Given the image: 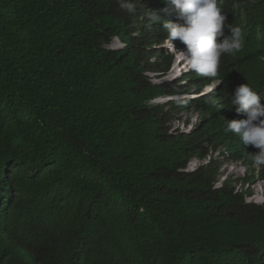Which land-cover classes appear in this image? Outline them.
<instances>
[{"label": "trees", "instance_id": "1", "mask_svg": "<svg viewBox=\"0 0 264 264\" xmlns=\"http://www.w3.org/2000/svg\"><path fill=\"white\" fill-rule=\"evenodd\" d=\"M131 2L0 0V264H264V203L216 187L214 160L182 170L206 142L244 155L228 94L252 68L222 56L220 105L151 104L173 87L145 75L150 0ZM192 107L196 129L170 131Z\"/></svg>", "mask_w": 264, "mask_h": 264}, {"label": "clouds", "instance_id": "2", "mask_svg": "<svg viewBox=\"0 0 264 264\" xmlns=\"http://www.w3.org/2000/svg\"><path fill=\"white\" fill-rule=\"evenodd\" d=\"M153 1L143 4L144 9L149 7L146 15L152 23H146L142 28L135 30L133 36L138 38L146 30L153 32L154 38L145 37L143 46L149 53L145 59L146 63L156 69L145 70V75L151 83H169L173 89L171 92L152 98L151 104H162L167 106V109H171L170 103L190 104L196 99L210 97L208 102L220 105L216 93L222 79L216 75L222 56L235 55L236 60H242L245 66L252 68L246 77L240 75L236 78L233 82L234 94H228L232 107L245 118L227 120L226 131L233 132L241 138L243 144L240 146L244 155H237L224 146L214 147L213 144L206 142L207 152L205 151L206 153L201 156L191 157L182 170L194 172L214 160L218 166L217 180L218 170L222 165L220 158L227 150L231 160L237 159V156L243 158V165L248 166V170L251 169L253 173H255L253 165H259L258 176L264 177L261 172L264 165V0H161V4L164 3L165 7L159 10L152 5ZM117 2L124 10L129 12L135 10L131 0H117ZM173 9L179 13V17ZM114 39H119L123 45L113 47L111 43ZM126 44L127 41L120 35H114L107 46L111 49H122ZM173 56L177 59L175 60ZM153 73H158L164 78H172L163 82L153 81L150 77ZM164 97L169 101H159ZM182 113L188 118L198 115L199 121L191 131L195 130L201 117L193 107L185 110L173 109L170 121ZM170 121L168 122L170 131L191 132L172 130ZM248 145L254 146L258 151L250 155ZM220 149L221 152L217 155L213 157L209 155L210 152ZM245 152L249 154L251 163H245ZM208 157H210L208 162L199 163L195 169L190 168L191 160H204ZM248 178L246 175L237 179L227 177L224 184L231 181L232 185L239 182L244 186V182L251 183L252 179H255L248 180ZM216 180V187L224 185L219 186ZM233 187L236 192L243 191V189L236 190L234 185ZM246 190L249 191L248 197H250V189L244 191ZM16 240L17 238L14 242Z\"/></svg>", "mask_w": 264, "mask_h": 264}, {"label": "rangeland", "instance_id": "3", "mask_svg": "<svg viewBox=\"0 0 264 264\" xmlns=\"http://www.w3.org/2000/svg\"><path fill=\"white\" fill-rule=\"evenodd\" d=\"M112 46L113 47H121L123 44L119 39H114L112 41ZM175 58V60L177 59L176 56H173ZM174 60V61H175ZM151 79H153V81H168V79H171L172 77L169 78H164V76H160L158 75V73H153L150 74ZM217 82V81H216ZM159 101L162 102H166L169 101L168 98H161ZM199 121V117L197 114H195L193 117L188 118L186 116V114L182 113L180 116L173 118V120L170 121L171 123V129L172 130H181V131H191L194 126L196 125V123ZM226 153L224 152V155L220 158V163L222 164L220 169L218 170V174H217V180L216 183L221 186L224 184V180L227 177H234V179L237 177H244L246 175V177H251L253 175V177L251 178H255L252 179L251 183L248 182H244V186H242L239 182L238 183H234L233 185L236 187V190H245V189H250L251 191V195L250 197H248V201H254V202H259V203H264V177H260L258 176V168L259 165L254 164L252 168H255V173L252 172V170H248V166H244L243 165V158H239L237 156V159H233L231 160V155L230 153H228L229 151L225 150ZM218 152L220 151H216L215 152H210V156L213 157L215 155H217ZM222 154V153H221ZM241 157V156H240ZM210 159V157L204 159V160H191V164L189 165L190 168L192 167L193 169H195L199 163H206L208 162V160ZM188 166V167H189ZM247 170V171H246ZM246 171V172H245ZM246 199V200H247Z\"/></svg>", "mask_w": 264, "mask_h": 264}, {"label": "bare ground", "instance_id": "4", "mask_svg": "<svg viewBox=\"0 0 264 264\" xmlns=\"http://www.w3.org/2000/svg\"><path fill=\"white\" fill-rule=\"evenodd\" d=\"M219 137V136H218Z\"/></svg>", "mask_w": 264, "mask_h": 264}]
</instances>
